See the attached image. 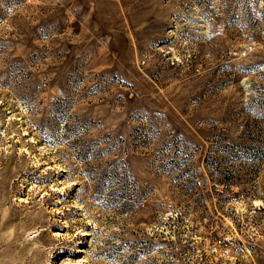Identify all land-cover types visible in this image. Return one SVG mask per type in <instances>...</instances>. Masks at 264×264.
Returning <instances> with one entry per match:
<instances>
[{"label":"rangeland","instance_id":"1","mask_svg":"<svg viewBox=\"0 0 264 264\" xmlns=\"http://www.w3.org/2000/svg\"><path fill=\"white\" fill-rule=\"evenodd\" d=\"M0 264H264V0H0Z\"/></svg>","mask_w":264,"mask_h":264}]
</instances>
